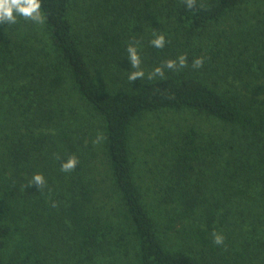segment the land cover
<instances>
[{
	"label": "trees",
	"instance_id": "16d2710c",
	"mask_svg": "<svg viewBox=\"0 0 264 264\" xmlns=\"http://www.w3.org/2000/svg\"><path fill=\"white\" fill-rule=\"evenodd\" d=\"M41 13L0 23V264H264V0Z\"/></svg>",
	"mask_w": 264,
	"mask_h": 264
},
{
	"label": "clouds",
	"instance_id": "9594fccd",
	"mask_svg": "<svg viewBox=\"0 0 264 264\" xmlns=\"http://www.w3.org/2000/svg\"><path fill=\"white\" fill-rule=\"evenodd\" d=\"M196 6V0H186V7L188 9H193ZM17 16L24 18L25 20H31L34 23H43L44 17L41 13V0H0V23H16ZM151 45L154 48L162 49L165 45V37L161 35H157L154 39L150 41ZM128 58L130 60L131 67L134 69H138L137 71H133L129 74V81H136L138 79L144 78V72L140 69V56L138 54L137 48L134 44H130L127 47ZM203 64L202 58H196L192 62L193 68H199ZM187 57L186 55H180L176 60H167L164 62V65L157 66L152 73H149L147 79L151 80L156 75H160L163 77L164 68L169 70H177L178 68L187 67ZM99 137L97 142L99 141ZM78 164V159L76 156H70L65 162L61 164L62 172H71L75 169ZM32 183L37 184L41 187L45 181L41 174H35L33 176ZM31 183V184H32ZM55 206V205H53ZM213 243L216 245H221L224 243V237L222 234L213 232Z\"/></svg>",
	"mask_w": 264,
	"mask_h": 264
},
{
	"label": "rangeland",
	"instance_id": "374dc122",
	"mask_svg": "<svg viewBox=\"0 0 264 264\" xmlns=\"http://www.w3.org/2000/svg\"><path fill=\"white\" fill-rule=\"evenodd\" d=\"M166 116V117H177V118H179V119H181V120H185V121H188V120H193V115H191L190 113H181V114H179V115H173V114H171V113H158V114H151V116H146L145 117V121L146 120H157L159 117L158 116ZM203 126V125H202ZM199 127V126H198ZM204 127V126H203ZM207 127H211V126H207ZM210 129V128H209ZM208 130V129H207ZM168 242L171 244V245H173V246H175V245H177V243H176V239H177V237H176V235L173 233V232H171V231H169L168 232ZM7 256V251L5 252V257Z\"/></svg>",
	"mask_w": 264,
	"mask_h": 264
}]
</instances>
